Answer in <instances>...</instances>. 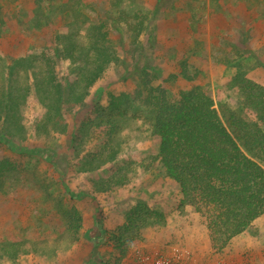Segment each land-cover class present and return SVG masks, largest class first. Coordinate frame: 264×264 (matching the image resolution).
Returning <instances> with one entry per match:
<instances>
[{
  "label": "rangeland",
  "instance_id": "374dc122",
  "mask_svg": "<svg viewBox=\"0 0 264 264\" xmlns=\"http://www.w3.org/2000/svg\"><path fill=\"white\" fill-rule=\"evenodd\" d=\"M96 31L110 59L74 105ZM2 65L18 105L0 123V264H130L134 250L165 255L170 242L192 264H264V214L216 252L200 216L177 206V186L139 167L158 150L142 114L141 100L156 95L148 88L175 101L204 86L216 108L242 112L238 80L264 87V0H0ZM44 68L59 86V114L33 83ZM108 140L112 159L90 168ZM128 165L124 185L104 186ZM137 202L164 222L144 217L125 231ZM169 223L179 235L164 233Z\"/></svg>",
  "mask_w": 264,
  "mask_h": 264
},
{
  "label": "trees",
  "instance_id": "16d2710c",
  "mask_svg": "<svg viewBox=\"0 0 264 264\" xmlns=\"http://www.w3.org/2000/svg\"><path fill=\"white\" fill-rule=\"evenodd\" d=\"M138 16L142 17L136 11L132 18ZM103 39L104 34L99 31L90 39L89 49L93 53L89 55V65L80 76V86L72 88L69 96L74 105L82 102L86 90L109 62V55L99 44ZM40 60L50 64L44 54ZM4 70L0 66V123L9 115L15 118L13 109L18 105L16 98L7 99ZM40 71L42 74L33 79L35 88L45 95L40 94V101L48 111L59 114V86L52 84L49 69ZM142 85L148 87V83ZM238 88L241 109L251 113L253 122L247 119L245 111L222 105L216 108L208 89L200 85L180 91L175 101L168 99L159 88H148L156 95L150 93V98L146 95L141 100L142 114L148 122L150 136L158 141V150L146 161L142 159L139 167L143 171L158 169L162 177L177 186V206L200 216L211 248L216 252L222 251L264 214V87L238 80ZM20 89L25 92L23 87ZM112 143L108 140L86 164L97 169L112 159ZM129 172L128 165L122 172L111 175L104 186L124 185ZM144 217L164 222L159 212L150 210L144 202H137L125 213L120 227L128 231L134 223L144 222Z\"/></svg>",
  "mask_w": 264,
  "mask_h": 264
},
{
  "label": "built area",
  "instance_id": "2783aa9c",
  "mask_svg": "<svg viewBox=\"0 0 264 264\" xmlns=\"http://www.w3.org/2000/svg\"><path fill=\"white\" fill-rule=\"evenodd\" d=\"M167 254H150L142 249H136L129 255L130 264H192L189 262V254L177 242L167 245ZM197 264V263H194ZM210 264V263H206ZM217 264H231L230 261L222 259Z\"/></svg>",
  "mask_w": 264,
  "mask_h": 264
},
{
  "label": "crops",
  "instance_id": "0c3cea01",
  "mask_svg": "<svg viewBox=\"0 0 264 264\" xmlns=\"http://www.w3.org/2000/svg\"><path fill=\"white\" fill-rule=\"evenodd\" d=\"M166 225H167V229H166V230L163 229L164 233H165V232H168V233H169V232H172V231L174 230V231L177 233V234H175V236H176V235H179V230H178V229H174V228H173V224L169 223V224H166ZM90 227H91V226H90ZM170 229H171V230H170ZM168 230H169V231H168ZM163 231H162V232H163ZM163 236H164V235H163ZM152 243H153V242H150L149 244H152ZM154 247H156V246H153L152 248H154ZM205 248H206L207 250L210 249V248H209V243H208V242H207L206 244L204 243V249H205Z\"/></svg>",
  "mask_w": 264,
  "mask_h": 264
}]
</instances>
